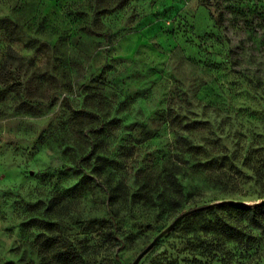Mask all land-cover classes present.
I'll return each mask as SVG.
<instances>
[{
  "label": "rangeland",
  "instance_id": "1",
  "mask_svg": "<svg viewBox=\"0 0 264 264\" xmlns=\"http://www.w3.org/2000/svg\"><path fill=\"white\" fill-rule=\"evenodd\" d=\"M0 75V264H57L49 222L86 264H264L233 214L168 232L264 202V0H0Z\"/></svg>",
  "mask_w": 264,
  "mask_h": 264
},
{
  "label": "trees",
  "instance_id": "2",
  "mask_svg": "<svg viewBox=\"0 0 264 264\" xmlns=\"http://www.w3.org/2000/svg\"><path fill=\"white\" fill-rule=\"evenodd\" d=\"M0 84H2L3 86H6L8 84V80L2 75H0ZM176 169V167H171V169L167 170V173L165 175V184L168 185L169 190L172 193L170 200L166 201L165 204H167L174 211H178L180 208H182L183 199L185 198L182 184L178 179L179 172ZM150 200L153 207H158L157 201L153 199V195L151 196ZM192 210H196V212L191 215L195 214L194 216L200 217L208 213L217 214L218 212H221L222 214L220 216H216V220L219 226L218 232L230 241L236 242L238 244H248L245 239L246 233L243 228L238 225V223L233 224L231 223V221H227V217L223 215L224 213L233 214L240 219H245L248 222L247 227L256 229L264 235V221L259 217L260 215L264 214V202L253 205H246L241 203L223 201L212 205L196 207ZM32 224L42 226L39 223V218H36L35 221L32 222ZM44 226V228L49 231L50 235L46 236L44 233L41 234L39 237V241L43 239L42 244L47 250L46 255L51 254L52 259L57 264H86V253L81 252L74 245L72 240L64 235V233L60 230L58 222H49ZM55 229L57 231H55ZM249 238L252 239L253 237L250 236Z\"/></svg>",
  "mask_w": 264,
  "mask_h": 264
},
{
  "label": "water",
  "instance_id": "3",
  "mask_svg": "<svg viewBox=\"0 0 264 264\" xmlns=\"http://www.w3.org/2000/svg\"><path fill=\"white\" fill-rule=\"evenodd\" d=\"M229 202H233V203H241V204H245L243 202H235V201H229ZM259 204V203H258ZM196 210H191L188 211L182 215H180L168 228V232L172 231L173 229H175L179 223L184 220L186 217H188L189 215L195 213ZM160 240V237H157L144 251H142V253L137 257V259L135 260V262L133 264H139L141 262V260L147 255L149 254L153 248L158 244Z\"/></svg>",
  "mask_w": 264,
  "mask_h": 264
}]
</instances>
